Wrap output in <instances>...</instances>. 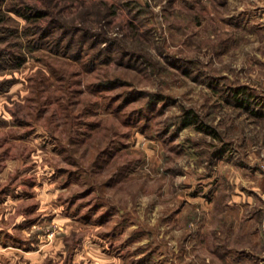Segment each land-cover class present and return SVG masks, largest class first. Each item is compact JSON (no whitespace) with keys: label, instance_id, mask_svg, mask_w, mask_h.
I'll return each mask as SVG.
<instances>
[{"label":"rangeland","instance_id":"374dc122","mask_svg":"<svg viewBox=\"0 0 264 264\" xmlns=\"http://www.w3.org/2000/svg\"><path fill=\"white\" fill-rule=\"evenodd\" d=\"M0 264H264V0H0Z\"/></svg>","mask_w":264,"mask_h":264},{"label":"trees","instance_id":"16d2710c","mask_svg":"<svg viewBox=\"0 0 264 264\" xmlns=\"http://www.w3.org/2000/svg\"><path fill=\"white\" fill-rule=\"evenodd\" d=\"M30 12H32V13L35 12L36 13V9L31 8L30 9ZM18 14H20V13H18ZM21 15H23V14H21ZM237 94H238V92H237ZM243 102H245V101H243ZM196 120H197V117H196V115L193 114V111H189L188 114H187V116H186V121L184 122V124L185 125H189L190 123H192L193 121H196Z\"/></svg>","mask_w":264,"mask_h":264}]
</instances>
